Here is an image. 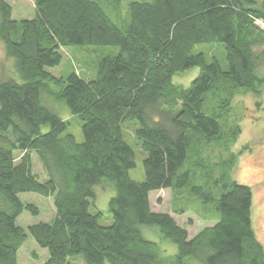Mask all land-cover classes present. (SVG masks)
Returning a JSON list of instances; mask_svg holds the SVG:
<instances>
[{
	"label": "trees",
	"instance_id": "1",
	"mask_svg": "<svg viewBox=\"0 0 264 264\" xmlns=\"http://www.w3.org/2000/svg\"><path fill=\"white\" fill-rule=\"evenodd\" d=\"M34 7L32 19L16 21L0 0L9 64H1L8 76L0 81V264H18L27 234L47 252L44 264H264L252 190L231 177L236 155L218 164L205 156L212 143L228 150L236 141L239 130L226 124L234 98L264 89V29L255 25L264 21V0H34ZM68 48L113 51L98 59L92 79L73 68L47 72ZM196 68L189 87L174 82ZM52 101L80 122L81 143ZM136 151L142 182L129 176ZM96 188L114 192L108 227L90 211ZM161 190L175 202L198 200L213 226L189 239L170 215L151 210L150 196ZM26 193L53 198L50 223L16 224L23 213L39 214L19 199Z\"/></svg>",
	"mask_w": 264,
	"mask_h": 264
},
{
	"label": "rangeland",
	"instance_id": "2",
	"mask_svg": "<svg viewBox=\"0 0 264 264\" xmlns=\"http://www.w3.org/2000/svg\"><path fill=\"white\" fill-rule=\"evenodd\" d=\"M4 1L8 2L12 7V17L14 20H30L34 17V0ZM255 2L257 5H260L262 0H255ZM255 25L261 30L264 29V21L257 20ZM208 49L207 47L197 46L196 52L201 51L207 55ZM111 51L113 50L109 48H83L82 51L78 50V48H68L65 51L62 50L63 59L60 65L61 67L48 68L46 71L54 76H60L64 73H71L73 68L76 69L80 77L92 79L96 74L95 68L98 59L102 56H106ZM114 52H116V50H114ZM219 58H222L221 60L219 59L222 66V64H225V62L222 61L224 56H219ZM6 61L3 47L0 44V81L8 76L6 74L8 70L6 69L4 71L3 68H1V64L8 67L9 64H7ZM223 68L225 69V65ZM198 74L199 69H191L186 71L182 76L175 77L174 82L187 88ZM52 104L55 107L57 105V108L61 110L58 111L56 109L60 118L69 123L66 133L72 135L77 143H81L83 137L80 122L70 114V111L65 105L56 102ZM220 124L224 126L222 122H220ZM226 124L228 129L231 127L232 129L237 128L239 130L236 141L230 145L228 150L223 147L224 142H220L218 145L212 143L206 150L205 156L212 163L218 164L220 160L227 159L232 154L236 155V164L231 169V177L234 182L248 186L252 190V229L255 238L264 249V89L261 90L259 95L244 92L237 95L231 104ZM223 129L226 128L224 127ZM127 134L131 135V132L127 131ZM143 159L144 156L141 158L136 151V168L129 172V176L133 181H143ZM33 171L41 175L42 171L39 164L33 163ZM40 180H43V178H40ZM95 191L96 200L93 201L90 211L92 213L100 212L103 215L100 225L108 227L112 224L111 216L107 211L108 201L114 195V192L112 190H102L101 188H96ZM18 197L23 203L32 204L39 210L37 216L23 213L16 221L18 226L26 229L31 225L50 223L52 221L54 215L53 198H43L32 193L20 194ZM150 207L154 213L170 215L179 227L187 231L189 239H192L202 229L213 226L211 220L204 221L202 219L204 214L201 209L203 210L206 207L198 200L190 202L187 198H182L180 201L175 202L169 190H161L152 193L150 196ZM180 209L184 210V212L179 213ZM143 234L148 240L155 242L159 241V236L157 234L155 237L156 239L150 237L146 231H143ZM162 245L168 246V249H166L169 252L168 255H174L176 253L175 246L169 242H165ZM32 254L36 255L35 259L32 257ZM17 258L18 264H44L48 259V254L45 250L40 249L32 237L27 234L26 241L18 251ZM74 259L71 261V264H83L78 260L79 258Z\"/></svg>",
	"mask_w": 264,
	"mask_h": 264
}]
</instances>
